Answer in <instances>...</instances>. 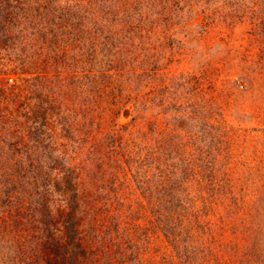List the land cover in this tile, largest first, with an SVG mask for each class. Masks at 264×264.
<instances>
[{
    "label": "rangeland",
    "instance_id": "rangeland-1",
    "mask_svg": "<svg viewBox=\"0 0 264 264\" xmlns=\"http://www.w3.org/2000/svg\"><path fill=\"white\" fill-rule=\"evenodd\" d=\"M41 1L29 0L33 21L10 22L9 40L0 34V87L26 88L20 102L29 103L28 86L46 84H32L28 60L19 67L28 42L40 48ZM96 1L56 24L54 51L42 44L46 86H65L55 101L8 115L49 122L38 126L56 148L43 172L54 164L53 176L78 186L71 219L100 247L87 264L120 251L119 264H264V0ZM74 2L51 6L72 11ZM85 104L90 113L70 116ZM56 198L57 220L69 208ZM162 198L180 201L171 209ZM161 226L179 234L183 259ZM17 244L11 231L0 236V264L22 262Z\"/></svg>",
    "mask_w": 264,
    "mask_h": 264
},
{
    "label": "trees",
    "instance_id": "trees-1",
    "mask_svg": "<svg viewBox=\"0 0 264 264\" xmlns=\"http://www.w3.org/2000/svg\"><path fill=\"white\" fill-rule=\"evenodd\" d=\"M85 1L89 2V4L84 6L83 4L85 3H81V0L72 3L74 7H77L72 11L68 8L64 10L61 7L56 10L55 6H51L53 0H43L40 2L43 4H40L38 9H40L41 14L46 11L42 16H44L43 19H48L41 28L42 41L40 48L30 52L33 44L28 42V47L26 52H24L27 54V57H21L19 67L23 68V63L28 60L33 70L26 72L30 74L32 84L36 85L38 81L40 82L43 79L46 80V84L42 86H28L29 96L25 94L24 99L28 100L29 98V103L27 101L20 102V90L26 89L23 86H14L15 84L13 86H6L8 88L6 90L9 91L8 93L3 87H0V97L3 96L4 98L0 100V132L1 130L4 132V135L0 133V142L3 145L0 146V236L8 235L11 231L12 242H18L17 246L21 247L22 258L19 260L22 262L20 264H87L86 261H90L100 250V247L95 246L94 248V244L90 242V238L89 241L88 239L84 240L78 221L75 223L71 219L73 210L78 209L77 199L80 198L77 197L78 186L73 181V178L66 176L59 179L58 175L53 176V171L57 169L54 164L48 166V173L43 172L46 160H42V158L51 155L56 148L53 144L52 146L45 145L44 141L46 139H50L52 142V134L41 133L38 130V126L41 124L46 125L49 122L46 120L42 121L43 123H39L38 120L30 122L28 119H17L19 120L17 121L8 116L13 115V109L16 111L18 117H24L26 107L30 113L31 111L33 113L34 110L37 111L43 103L50 104L52 101H55L56 88L65 87L46 86L50 81V71L52 70L46 71L41 67L46 65L44 62L48 58L44 56L46 52H44L43 45L49 40L47 43L48 47L54 51L53 38L57 35L54 29L59 28L56 24L59 25L60 23H64V21L67 23L73 22L71 20L74 17V12L88 6L90 8L84 11H90L92 5L94 6L98 3L96 0ZM53 9L54 14L48 12ZM36 16L37 14L29 8V0H0V34L9 40L10 34L6 33L9 31L10 22L15 23L16 21L19 24L21 21L28 20V18L33 21ZM85 17L83 15L82 19ZM67 23L64 26L69 24ZM4 41L6 40L0 39V48H2ZM11 47L12 44L9 48ZM5 66V61L0 62V68ZM38 66L39 70L36 71L35 67ZM92 88L97 93V88L94 86ZM43 92L45 96H42ZM98 96L99 94L93 95L88 101H95ZM92 109L86 106V104L84 106H75L70 109L72 111L70 116L74 117V115L82 113L88 114ZM163 183L165 182H161L160 184ZM182 185L175 182L172 188L175 189L177 186L180 189ZM161 187L163 188V185ZM164 187L167 188V186ZM56 196L59 197L58 201H62L69 208V211L63 209L61 211L62 218L57 220L54 218L53 213V203L57 199ZM71 196L75 197V199L73 201L74 209L70 210ZM162 201L172 209L173 205L180 200L162 198ZM154 214L155 218L161 222L163 216L157 217L156 212ZM161 227H163L164 234L171 244V255L177 256L178 253L184 256L185 248L182 249L179 242H176L179 234L171 231L173 230L171 227V230L167 229V227L164 228V226ZM117 232L118 228L108 226L106 234L112 240L111 242H116L115 237L118 235ZM120 234L122 233L120 232ZM97 235L99 234L97 233ZM123 236L124 234L121 236L122 240L126 242ZM93 237L91 236V238ZM4 239L1 238V242ZM7 241L9 242V240ZM127 242H132V240L128 239ZM123 244L125 248H130L129 244ZM29 246L30 251L27 252ZM1 247L6 248V244L3 243ZM15 249H18V247ZM124 251H122V255ZM88 252L90 254L89 257L87 256ZM198 253L199 251L197 250L194 256H197ZM120 254L121 251L111 258L109 263L119 264V258L116 257H119ZM183 256L177 257H182L183 259Z\"/></svg>",
    "mask_w": 264,
    "mask_h": 264
}]
</instances>
